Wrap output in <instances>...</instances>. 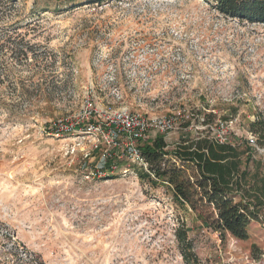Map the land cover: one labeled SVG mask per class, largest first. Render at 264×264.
Here are the masks:
<instances>
[{"label":"rangeland","instance_id":"1","mask_svg":"<svg viewBox=\"0 0 264 264\" xmlns=\"http://www.w3.org/2000/svg\"><path fill=\"white\" fill-rule=\"evenodd\" d=\"M123 113L174 120L141 149L253 145L264 24L212 0H0V264H264V209L246 240L204 225L135 173Z\"/></svg>","mask_w":264,"mask_h":264},{"label":"trees","instance_id":"2","mask_svg":"<svg viewBox=\"0 0 264 264\" xmlns=\"http://www.w3.org/2000/svg\"><path fill=\"white\" fill-rule=\"evenodd\" d=\"M222 14L250 23L264 24V0H212ZM18 89V82L15 84ZM256 145L245 149L222 143L210 132L185 139L168 151L164 136L142 148L149 168L134 165L135 173L151 183L164 182L173 199L195 211L203 224L241 240L249 237L252 221L264 209V177L249 170L253 154L264 148V113L249 122ZM196 174L187 175L188 169ZM44 264V263H40Z\"/></svg>","mask_w":264,"mask_h":264},{"label":"built area","instance_id":"3","mask_svg":"<svg viewBox=\"0 0 264 264\" xmlns=\"http://www.w3.org/2000/svg\"><path fill=\"white\" fill-rule=\"evenodd\" d=\"M117 122L119 123V129L116 133V139L119 140L120 137L126 139L124 146L127 159L130 160L133 165L143 167L147 170L149 168V162L145 159L142 149L137 145V142L148 137L147 131L149 128L155 129L160 134H168L175 128L174 120L171 118H144L141 114L123 113L118 116ZM215 136L222 143L229 142L224 131ZM251 141L253 145H256V138L254 135L252 136Z\"/></svg>","mask_w":264,"mask_h":264}]
</instances>
